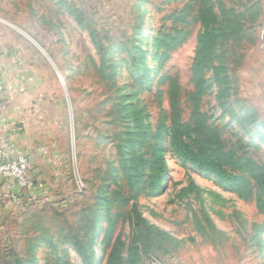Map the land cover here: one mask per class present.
I'll return each mask as SVG.
<instances>
[{
  "label": "rangeland",
  "instance_id": "rangeland-1",
  "mask_svg": "<svg viewBox=\"0 0 264 264\" xmlns=\"http://www.w3.org/2000/svg\"><path fill=\"white\" fill-rule=\"evenodd\" d=\"M37 5L38 13L21 21L25 29L12 27L29 75L26 132L36 184L19 205L0 198V264H83L71 241L78 233L89 241L93 219H101L94 236L97 264H106L114 246L124 263L138 246V264H264V186L237 192L179 158L167 135L157 149L154 136L138 137L140 123L154 134L162 111L169 110L165 77L181 85L188 120L191 67L200 37L213 31L214 65L227 66L232 86L230 96L218 100L214 72H207L201 110L229 149L264 168L259 126L264 116L239 97L235 77L253 55L254 23L264 0H37ZM189 7L191 23L168 18ZM238 25L245 29L233 34ZM167 34L172 36L167 43L180 40L161 64ZM123 155L144 174L137 192L126 180ZM155 156L165 159L168 172L161 190L149 194L148 167Z\"/></svg>",
  "mask_w": 264,
  "mask_h": 264
},
{
  "label": "trees",
  "instance_id": "trees-1",
  "mask_svg": "<svg viewBox=\"0 0 264 264\" xmlns=\"http://www.w3.org/2000/svg\"><path fill=\"white\" fill-rule=\"evenodd\" d=\"M190 15L191 8L189 7L183 10L179 17L175 18L172 15L168 18L175 19L176 22L189 24L191 23L188 21ZM76 20L82 28L89 29L80 18L76 17ZM227 23L230 28L234 26L230 19ZM243 29H245L244 26L238 25L235 29H232L233 34H240ZM180 34L181 32H179ZM224 36L228 38L231 35L225 33ZM91 37L95 46L100 48L101 44L98 39L96 40V35L93 31L91 32ZM171 37V34H167L160 45L167 50L162 53L161 64H164L167 60L169 51L178 47L180 38H172L171 42L167 43ZM216 40L217 36L213 31L200 37L196 60L191 67L190 80L192 86L194 84V89L192 88L191 92L187 94L186 99L190 111L188 120L184 121L183 119V89L181 85L174 78L165 77V81L169 86L167 91L169 110L162 111L155 135L144 131V129L149 130V126L145 128L140 123L143 128L139 131L138 137L151 139L154 136L153 149H157L162 146L165 135H167V139L175 150L176 155L183 161L190 163L192 167L200 172L213 175L230 189L246 194L251 186H264V168L252 158L239 156L234 148L229 149L222 137L221 130L210 124L209 117L201 110L202 100L209 90L208 80L205 76L210 70L214 72L215 83L219 89L218 100L223 101L230 96L229 89H231L232 79L230 80L229 78L227 66L214 65ZM160 99H163V92L160 93ZM259 126L264 129V121H260ZM128 161L129 159L123 155L122 168L126 180L130 189L133 192H137L140 190L141 182L144 180V174L134 167V160L133 165L130 164L129 166ZM148 169L147 187L149 194H157L161 190L162 182L168 172L167 163L162 156H155ZM100 222L101 219L99 221L94 219L91 221L89 225V228H91L89 241L81 237L80 233L74 235V239L71 241L83 264H97V257L94 251V236L100 230ZM113 226V221H110L106 237L107 243H109ZM148 227L151 229L150 226ZM160 233L161 235L163 234L162 232ZM138 251V246L132 247L129 259L124 263L123 257L119 255V250L114 246L106 264H138L141 258L138 255Z\"/></svg>",
  "mask_w": 264,
  "mask_h": 264
},
{
  "label": "crops",
  "instance_id": "crops-1",
  "mask_svg": "<svg viewBox=\"0 0 264 264\" xmlns=\"http://www.w3.org/2000/svg\"><path fill=\"white\" fill-rule=\"evenodd\" d=\"M38 13L37 0H0V96L6 110L7 124L0 114V142L10 144L16 153L29 157L30 142L27 135L28 105L26 101L28 72L15 41L13 25L25 29L21 21ZM13 23V24H12ZM253 55L245 57L235 76L240 88L239 97L264 116V12L254 23ZM17 65V66H16ZM28 75V76H27ZM260 118V117H259ZM264 120V119H263ZM32 176V172H31ZM36 184V180H34ZM8 192L7 184L0 179V198ZM4 197V196H3Z\"/></svg>",
  "mask_w": 264,
  "mask_h": 264
},
{
  "label": "built area",
  "instance_id": "built-area-1",
  "mask_svg": "<svg viewBox=\"0 0 264 264\" xmlns=\"http://www.w3.org/2000/svg\"><path fill=\"white\" fill-rule=\"evenodd\" d=\"M5 110L6 105L0 96V114L2 116ZM3 121L7 124L5 116H3ZM0 179L8 187V192L3 195L4 198L15 205L21 204L23 193L31 190L34 186L28 157L22 153H16L5 141L0 142Z\"/></svg>",
  "mask_w": 264,
  "mask_h": 264
}]
</instances>
